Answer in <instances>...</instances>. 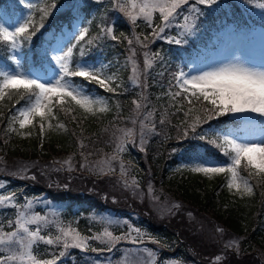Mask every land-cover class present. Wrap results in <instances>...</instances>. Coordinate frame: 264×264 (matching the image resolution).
<instances>
[{
	"label": "snow or ice",
	"instance_id": "1",
	"mask_svg": "<svg viewBox=\"0 0 264 264\" xmlns=\"http://www.w3.org/2000/svg\"><path fill=\"white\" fill-rule=\"evenodd\" d=\"M245 2L253 4V0H245ZM18 3L24 4V9L27 10L26 16L21 15L11 22L0 18V53H3L6 59L15 65L14 69H9L0 63V101L6 97L11 100L13 95L16 97L11 108L12 114L8 116V127L5 131L16 133L21 137H28L32 133L25 129L34 128L35 121L39 120V135L43 140L46 125L48 129H52L53 125L49 121L56 119L53 109L65 101L74 102L87 113L93 112L95 103L103 105L97 110L98 112L108 111L105 98L99 95L94 97L92 91H89L88 85H95L98 89H103L108 93H116L122 85L117 82L116 73H109L105 70L110 65L97 64L94 58L90 61L88 57L91 55L92 48L100 47L103 37H110L111 40L118 39L114 34L115 21L100 27L98 34L92 38L87 36L89 32L87 27L78 29V35H74V42H68L70 46H67L65 51L56 39V31L50 33V30L45 26V21L55 12L60 11L61 4L57 3V0H52L50 4L47 3V0H40L41 6L37 8V3L33 0H29L28 3L18 0ZM61 3H68L69 8L75 7L71 0H61ZM254 6L264 9V3H257ZM117 7L131 21L132 25H135L138 19H143L149 27H152V32L143 36L142 40L140 36L135 37L136 43L147 49L149 43L156 39L166 38L170 43L176 45L187 43L185 37L193 35L197 31L198 21L201 17L211 12H223L227 15V9L231 7V4L227 0H141L139 3L137 0H127V4L120 3ZM185 10L187 15L182 17L184 22L175 25L179 29L178 35L163 36L165 30L173 26V22ZM37 12L38 21L36 19ZM156 13H159V24L153 23ZM261 14L264 15V11ZM38 33L41 36V44L35 45L33 38ZM125 39H128L129 45H132V39L127 37ZM77 48H79L80 58L74 60V52ZM33 50L39 54L41 67L45 64L53 66L51 73L39 72L31 65L25 66V62L21 60V54H26V57L30 59ZM135 54V49H131L129 59H133ZM143 55L145 72L151 69L157 60L163 59L160 52L150 55L148 51H145ZM138 77L137 66L133 64L131 82L134 85L138 84ZM76 78H80L79 81ZM173 84L180 91L173 92ZM165 95L172 97L173 100L183 96V99L192 106L187 111H184L182 106L177 109V111H184L185 116V120L182 121L184 131L181 139L202 141L204 142L202 146L205 148L212 146L225 158L223 161L213 160L207 151L201 153L194 150L188 163L182 164L180 167L188 168L193 173L203 174L209 178L223 174L227 180L229 191L235 189L236 193L241 196L252 194L251 178H257L259 184H264V57L259 63L222 57L203 67L193 68L192 71H185L183 67L177 65L176 70L171 74L169 90ZM141 99H147L143 92ZM21 101L24 103L20 104ZM133 103L137 110L141 109L142 104L139 101L134 100ZM197 104L200 106L198 109L195 108ZM193 111H199L201 115L190 119ZM4 115L5 113L0 111V118H3ZM147 116H152V113L149 112ZM222 118L227 120L235 118L245 122L249 127L258 123L259 134L248 133L241 137L236 134L235 130L213 127V124L217 126L223 124L224 119ZM166 122V115L162 114L159 124L163 125ZM16 124H18V128L14 126ZM139 125L138 146L141 151H144L147 142L145 137L148 134H156L157 125L155 122L147 124L143 119L139 121ZM56 127L65 128L62 123ZM126 135L132 139L130 141L122 140L116 144V154L103 162L108 165L107 169L97 168L86 162L81 163L79 167L88 169L97 175H106L108 171L113 170L111 161L119 159L118 154L127 150V143L137 146L131 129L127 130ZM178 150L173 149V154ZM81 156L85 161L87 160L83 153ZM53 163H58L61 166L55 169L56 171L65 167L68 171H73L75 168L72 157ZM241 167L248 171V178L241 177L239 172ZM120 170L122 175L126 173L123 162L120 164ZM30 178L35 179L34 176ZM4 187L5 185L0 184V189ZM124 187L133 191V194H136L140 189L135 178L131 185L124 181ZM148 195L152 201L160 200V197L155 194L151 182L148 184ZM39 199V197L31 199L25 197V203L19 204L16 202L17 194L15 192L7 196L0 195V205L16 210L15 219H10L7 224L10 231H6L5 225L0 222V264H64V261L70 257L75 259L72 254L73 249L79 250L81 258L88 261V264H111V259L105 262L97 259L96 256H89L88 253L90 251L98 256H103L107 251L112 254L121 241L133 246L130 249L122 250V252H130L134 256L140 253L144 254L138 259H133L131 264H169V261L171 264H181L175 258L161 260L159 253L170 245L161 244L158 238L133 226L129 220L121 221L111 216L93 217L102 220L106 227L100 233L85 236L76 228L63 226L62 218L49 220L47 215L34 211L33 206L38 203ZM180 207L179 203H173L168 210L172 212ZM121 224L127 225L128 232L115 235L110 228ZM53 225L58 233L54 238L51 235H42L43 231ZM215 231L221 236L225 233V229L220 227H216ZM133 233L135 236L132 235ZM145 237L149 242L155 243L159 247L155 250L146 247ZM91 241L106 245V249L93 247ZM41 244L50 248L58 247L61 250L58 254L54 251L46 252L45 255H50L51 258L40 259L34 249H38ZM234 246L238 255V238L234 237L227 241L223 245V249L226 252ZM224 259L222 253L217 254L212 264H221Z\"/></svg>",
	"mask_w": 264,
	"mask_h": 264
},
{
	"label": "trees",
	"instance_id": "2",
	"mask_svg": "<svg viewBox=\"0 0 264 264\" xmlns=\"http://www.w3.org/2000/svg\"><path fill=\"white\" fill-rule=\"evenodd\" d=\"M112 1L76 0L71 2L75 5L74 8H69L68 3H66L59 12H55L52 17L45 21V26L51 33V31L59 30L63 24H69L76 16L85 15L89 19L87 36L88 38L95 37L99 32V28L105 25L112 14L117 18L118 10L117 7H112ZM258 1V3H264V0ZM3 2L5 0H0V5ZM47 2L50 4L52 0ZM57 2L61 3V0H57ZM227 2L231 4V7L227 9V15L223 12H211L201 17L198 21L199 28L197 31L193 35L185 37L187 43L176 45L170 43L166 38L154 40L151 44V49L157 51L148 52L150 55L160 52L163 59L157 60L147 72H145L143 67L144 85L140 92H143L147 99L142 100L140 97L142 109L144 110L147 107L149 108L147 109L148 113L165 114L167 122L160 125L161 116L156 119V134H150L144 146V158L140 157V160L142 162L145 161L152 182L156 183L158 187L160 186L169 195L167 196L168 204L166 206L171 208V198H174L181 205L178 210L169 212L167 209L163 218L155 220L151 214H140L138 212L140 210L135 207L134 201L129 199L127 211L123 212L108 205L107 202L97 201L86 193L87 183H89L87 177L89 178V176L85 170L79 167L77 162L75 164L72 162L75 166L74 171H68L67 167L56 171L55 169L60 166L58 163L54 167L52 166V163L57 161L54 160L56 157L61 158L65 154L79 157V154L85 151L88 146H97L101 149L106 147V143L102 142V136L106 132L105 128L123 120L119 115L121 114L122 118L128 115L133 98H137L134 89L128 88L127 69L124 63L121 64L118 70V82L122 86L117 92L108 93L103 89H99L107 98L108 111L79 114L78 106L71 105L73 113L76 114L73 117H68L58 105L56 109H53L56 117L52 123L53 128L46 131L43 140L40 138L39 131L28 138L21 137L16 133H7L5 129L8 127V116L12 114L11 108L16 101V97L13 95L11 100L6 97L0 101V111L5 113L4 117L0 118V152L10 159L21 158L28 161H37L43 166L40 171H35L34 180L39 183L30 184L29 186L25 185L23 189L24 195L20 194L17 196L16 202L20 203L22 198L30 196V193H46L53 202L64 208V213H71L73 216H79L81 213L83 217L77 220L81 226L88 224L84 222L85 214L102 212H110L114 215L120 214L127 220L129 218L136 221L138 225L149 231L151 236L158 238L161 244L164 242V244L170 245V247L159 253L160 259L175 254L183 262L207 264L208 258L221 252L225 257L221 264H264V184H259L257 178H251L250 183L253 185L252 194L241 196L236 193L235 189L229 191L223 174L209 178L203 174L193 173L190 169L180 167L182 164L180 162L189 157L190 151L195 149L198 143L204 144V142L194 139H181L184 131L182 126V121L185 120L184 111H187L192 106L183 99V96L176 97L173 100L170 96L165 95L169 90L171 74L176 70V60L182 59V56L187 57L189 51L195 46L212 47V37L219 25L229 21L234 24L237 30L242 26H248L249 22L264 24V15L261 14L264 9L255 7L254 1L253 4H248L245 0H227ZM201 7L203 8L204 6ZM183 15H187L186 10L173 22V26L167 28L162 35L165 37L177 36L179 29L175 25L184 22ZM36 19L37 21L39 20L38 12L36 13ZM114 21V34L118 39L111 40L110 37H103L100 41V47L92 48L90 56L94 55L96 51L102 52L100 51L101 49L107 53L106 56L109 60L114 59L113 61L116 62L117 59L121 58L122 49L126 44L123 35L128 34L130 27L127 22L120 18ZM153 23H160L158 16L155 15ZM135 26V30L139 31V35H149L153 30L144 20H140L138 25L135 24ZM40 38L41 36L38 33L34 40L38 42ZM157 41H159V45L154 48ZM75 53L77 57L79 48L75 49ZM172 91L180 90L173 84ZM181 106L184 111H177ZM199 107L198 104L195 105V108L198 109ZM196 115H201V113L193 111L190 119ZM235 121L233 119H224L223 124L219 126L213 124V127L225 128ZM61 123L64 124V129L56 127V125ZM14 126L18 128V124ZM81 144H83V147H81ZM173 149L179 150L173 154ZM205 150L222 158V154H219L218 150L212 146H208ZM178 166L179 168H176ZM139 167L144 170L140 161ZM242 170L247 176L249 175L248 171L243 167ZM42 173H47L46 177ZM48 174L49 177L53 176L57 179V185H60V187L51 188V190L46 189L48 184L45 180L48 178ZM0 178L8 181L7 185L10 189H13L11 186H18L20 183V181H13L12 177L9 176ZM98 180L100 186H105L107 182H110V179L100 178ZM47 181L53 180L49 179ZM62 181H68V184ZM66 190H70V192ZM101 190L105 192L108 189L105 186V189L101 188ZM108 191L110 192V190ZM160 198L164 204L162 193H160ZM189 210L196 215H206L212 218L219 223L220 228H226L234 233L237 236L236 238L239 239V254H236L235 246L225 252L223 245L227 241L224 242L219 233L213 232L209 227L204 226V234H201L202 229L195 227L192 223L193 220L188 216ZM181 212L186 215H178ZM14 217V208L0 205V222L5 225L6 231H10L7 224ZM64 217L66 218V216ZM90 228L95 231L97 225L91 223ZM97 247L106 249V245L101 243ZM117 247L112 254L105 251L103 256H98V254L89 251L88 255L96 256L97 259L105 262L111 259V262L116 264L121 251ZM60 250L58 247L50 248L43 244L38 249H34L38 258L47 259L51 258V256L45 255L46 252L51 253L54 251L58 254ZM72 254L75 259L70 257L64 261V264H88V261L81 258L79 250L73 249Z\"/></svg>",
	"mask_w": 264,
	"mask_h": 264
},
{
	"label": "rangeland",
	"instance_id": "3",
	"mask_svg": "<svg viewBox=\"0 0 264 264\" xmlns=\"http://www.w3.org/2000/svg\"><path fill=\"white\" fill-rule=\"evenodd\" d=\"M6 1H7V5L0 7V18L11 22L12 20H15L17 17L21 15H25V16L27 15V10L24 9V4L18 3V0H6ZM73 1H76V0H71V2ZM253 1L255 4L259 2L258 0H253ZM24 2L28 3L29 0H24ZM33 2H36L39 4V6H41L40 0H33ZM137 2L139 3L141 2V0H137ZM120 3L127 4V0H113L112 7L116 8L117 5ZM60 4H61L60 9L66 5V3H60ZM117 10H118L117 18L115 17V15L112 14L110 18L106 21L105 25L112 24L114 20L119 19V18L127 22L130 27L129 32L128 34L123 35V36H124V39L125 37L132 39L133 40L132 45H129L128 39H125L126 44L124 48L122 49L123 54L121 55V58L116 60V62L113 61L114 59L108 61L107 56H106L107 53L101 49L100 51L102 52L96 51L95 54L92 56H89L88 59L91 61L94 58L97 64L103 63L104 65H110V67H106L105 70L109 73H116L117 78H118L119 67H121L122 63H124L127 69L126 70L127 76H128L127 80L129 82L128 88L134 89V92H136L137 94V98H133L131 110L127 113L128 115H126L124 118H122L121 114L119 115L121 119L123 120L119 122H115L111 124L110 127L105 128L106 132L102 136L103 137L102 142L106 143V147H103V149H101V148H98L97 146H88L85 151L81 152L84 154V157L87 158L86 161L82 158L81 153L79 154V157L78 156L73 157L72 155L65 154L61 156V158H58V157L54 158V160L63 161L68 157H72V162L74 164L77 162V164L80 165L81 163L86 162L89 165H95L97 168L104 167L107 169L108 165L103 162L108 160L114 154H116L115 147L117 143L121 142L122 140L130 141L132 139V137L126 135L127 130L131 129L133 132V135L135 136V142L137 146H133L132 143H127V150L123 153L118 154L119 159L111 161V166L113 170L108 171L106 175H97V174H94V172L89 171L88 169H83L88 173V176H89V178L87 177V180L89 181V183H87L86 193L89 194L94 199H96L97 201L103 202V203L107 202L108 205H111L112 207H115L116 209L118 208L119 210L123 212L127 211V203L128 201L130 202L129 199H132L135 203V207L137 209L139 208L140 211L138 212L140 214L144 213L146 215L148 213V214H151V216L155 220H160V218H163L164 214H166L165 211L169 209L166 206L168 204L167 196L169 195L165 193L164 190L160 188V186L158 187L156 183L152 182V179L150 178V175H149V169L146 166L145 161L142 162L140 160V157L144 158L143 156L144 151H141L138 145H139V131H140L139 121L143 119L145 120L147 124H151L152 122H155L156 119H158L162 114H157V113L152 112L154 114L148 117L147 109L149 108L146 107L143 110L141 107V109L137 110L135 104L133 103L134 100L141 102L140 101V97H141L140 90L141 88H143V85H144V81H143L144 55L143 53L145 51H153V50L157 51V50L151 49L152 42L149 43V47L147 49L142 48L140 44L136 43L135 41L136 36H140L142 40L143 36L145 35H142V34L139 35L138 34L139 31L135 30L136 26L132 25L131 21L128 20L124 16V13L120 12L118 7H117ZM155 15L159 17V13H156ZM140 20H143V19H138L136 25H138V22ZM87 24H88V19H86L85 17L76 18V20L72 21V24L70 26L63 24V26L61 27V30L63 32L62 33L56 32V39L59 42L60 46L64 47V50L66 51L67 46H70L68 42H74V35H78V29L87 27ZM224 24L225 25L223 27H221L220 29H217L216 39L213 42L214 43L213 48L206 49V51H202L201 49L194 50V48H192L189 51L187 57L182 56L181 57L182 59L176 60V65L182 64L180 65V67H183L185 71H192L193 68L203 67L204 65L209 64L212 61L220 59L222 57H228L229 59L239 58L241 60H251L256 63H259L262 57H264V24H259V25L254 24V25L248 26L247 28L242 26L238 28L237 30L234 29V25L230 22H227ZM114 28H115V24H114ZM150 40H151V37H150ZM38 43L37 45L41 44V38L39 39ZM158 45H159V41L155 43L154 48L158 47ZM45 47H47V44H45ZM131 49H135L136 54H135V57L130 60L129 57L131 56ZM35 53H36L35 50H33L34 55L32 54L30 59H28L27 57H24V54H21V60L24 57V61L22 62H25V66L31 65L35 68V70L39 72L47 71L51 73L53 66H49L45 64L43 65V67H41L40 57L38 53H37L38 54L37 56L39 57V59H36L35 61H33L32 56H35ZM49 55H51V53H49ZM79 58L80 57H77V60ZM0 63H2L4 67L9 68V69H14L15 67V65H13L10 61L6 59L3 53H0ZM133 64L137 66V70L139 73L138 84L136 85H134L131 82ZM79 79H77V81H79ZM117 82H118V79H117ZM88 88H89V91H92V94L94 97L96 95H99L101 97H104L105 100L107 101L106 96L102 94V92L95 85H88ZM23 103L24 102H20V104H23ZM70 105H75V103L65 101L63 102L62 105H59V106L57 105V106L60 107V109L64 113H66L68 117H73L76 113H73ZM102 106L103 105L101 103H95L93 105V111L98 112L97 110ZM56 108L57 107H55L54 109ZM78 110H79L78 112L79 114L87 113L84 111V109H81L79 106H78ZM53 113H54V110H53ZM232 119L236 120L235 118H232ZM133 121H136V123H133ZM49 122L52 124L54 122V119L50 120ZM39 124H40V121L37 120L35 121L34 128H26L25 131L31 132L32 135L37 133L39 131ZM225 128L230 129V130H235L236 134L241 137L247 135L248 133L259 134V131H260V127L258 123L249 127L245 124V122L239 121V120L232 122L231 125H228ZM47 130L48 128L46 125V131ZM31 136H28V137H31ZM149 137H150V134L146 135L145 137L146 141H148ZM202 145L203 143H198L197 147L190 151L189 157L191 156L194 150L199 151L201 153L206 152L205 147ZM208 154L210 158L213 160L223 161L225 159L223 157L221 158L217 156L214 153H208ZM189 157L186 158L185 160H182V162L180 163L182 164L188 163ZM139 161L141 162L144 170L140 169ZM121 162H123L125 169H126V173L123 175L121 174V170H120ZM52 166L54 167L55 164L52 163ZM42 167L43 166L37 161H31V160L28 161V160H24L21 158L10 159L8 157H5L4 153L0 152V177L9 176V177H12L13 181L14 180L20 181L18 186H11L13 189H10V187L7 185L8 181L0 178V184L5 185L3 189H0V195L7 196L13 192H15L17 196H19L20 194L24 195L23 189L25 185L29 186L30 184L32 185L34 183H39L38 181L31 179L30 177H33V176L35 177V173H36L35 171L36 170L40 171ZM60 167L61 166H59V168ZM176 168H179V166ZM239 172H240L241 177L248 178L246 173L243 172L242 167L239 169ZM46 174L47 173H42V175L45 177H46ZM100 178L107 179V180L110 179L109 181L112 184L110 182H107L105 184V186L107 187L108 190H110V192L108 190H106L105 192H102L101 188L105 189V186H100V183L98 180ZM133 178H135V180L140 185V189L136 192V194H133V191H131L130 189H126L124 187V181H127L131 185ZM49 179H52L53 181H47ZM56 180L57 179L55 177L53 176L49 177V174H48V178L45 180V182H47L48 184V187H46V189L51 190V188L53 189L55 187H60V185H57ZM62 182L68 184V181H62ZM149 182H151V185L157 196L160 197V193H162V196L164 198V204L161 198L158 202L152 201L149 198V195H148ZM225 184H227V180ZM66 191L70 192V190H66ZM25 197L30 198V199L39 197L40 199L38 203L33 206L34 211L39 212L42 215H47L49 220H53L55 218H62L63 226L65 227L71 226L72 228H76L82 235H85V236H91L93 234L100 233L103 231L104 227H106V224L102 220L94 219L93 217H105L106 218V217L111 216L113 218H118L121 221L127 220L125 217H123L120 214L114 215L110 212H106V213L102 212V213H96V214L90 213L88 215L85 214V217H84V222L88 224L85 226H81L79 222L77 221L83 217L81 213L79 216L77 215L73 216V214L71 213L69 214L64 213L63 211L64 208L60 207L57 203L53 202L46 195V193H43V192L30 193V196H24L19 204L25 203ZM171 203L172 204L179 203V201L174 200V198H171ZM189 213H191V216L189 215L188 216L190 217V219L193 220L192 223L195 225V227L197 226V228L202 229L201 234H204V231H205V229H203L204 226L209 227L210 229H212L213 232H215L216 227H219L218 222H216L215 220H213L212 218L206 215L200 216V214H198L199 215L198 216L193 211H190V210H189ZM15 215H16V210H15ZM178 215L182 216L186 214L181 212ZM64 216H66V218ZM128 220L130 221V223L133 224V226L139 227L141 228V230L149 233V231H147L144 227L138 225L136 221H133L129 218ZM91 223H95L97 225V229L95 231L91 230L90 228ZM32 227H35V226H32ZM110 230L113 231L115 235H120L122 233L128 232V227L127 225L121 224L120 226L111 227ZM114 231H117V232H114ZM57 234L58 233L56 231L55 225H53L52 227L42 232V235H45V236L51 235L53 238ZM132 235L135 236V233H133ZM219 236H221V234H219ZM186 237L188 238V236ZM234 237L236 238L237 236L234 233H232L230 230H227L226 228H225L224 235L221 236L224 242L229 241ZM144 239H145L146 247L153 249V250L159 247L157 244L149 242L147 237H145ZM91 244L93 247H97L100 245V243L97 241H91ZM117 246H118L117 249H120L121 251L119 253L120 256L116 264H118V262L119 264H131V261L133 259H138L140 256L144 255L140 253L134 256L130 252H127V251L122 252V250L130 249L133 247L132 245L127 244L126 242L121 241ZM188 248L190 249V247ZM207 250H210V249H207ZM217 254H221V252L212 255L213 257L211 258H208L207 264H212V261ZM167 258H175L179 260L181 264H194V263H190L187 261L183 262L182 259L179 258L175 254L170 255V257L168 256ZM40 259H47V258H40ZM163 259L164 258H162L161 260ZM111 264L113 263L111 262ZM169 264H171V261H169Z\"/></svg>",
	"mask_w": 264,
	"mask_h": 264
}]
</instances>
